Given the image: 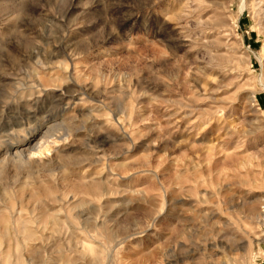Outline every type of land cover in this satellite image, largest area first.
Segmentation results:
<instances>
[{
	"label": "rangeland",
	"instance_id": "obj_1",
	"mask_svg": "<svg viewBox=\"0 0 264 264\" xmlns=\"http://www.w3.org/2000/svg\"><path fill=\"white\" fill-rule=\"evenodd\" d=\"M261 212L264 0H0V264H264Z\"/></svg>",
	"mask_w": 264,
	"mask_h": 264
},
{
	"label": "bare ground",
	"instance_id": "obj_2",
	"mask_svg": "<svg viewBox=\"0 0 264 264\" xmlns=\"http://www.w3.org/2000/svg\"><path fill=\"white\" fill-rule=\"evenodd\" d=\"M49 132V131H48ZM52 137V136H51ZM50 137V138H51ZM47 138H48V136H47ZM46 138V136L44 137V138H41L40 140L41 141H36V143L34 144L33 142L35 141V135L34 136H31V137H29V138H27V139H25L24 140V144L26 145V147H24L23 149H21L20 151H17V150H19V149H16V151L14 152V154L13 155H18V156H23L24 158H25V155H24V153L25 152H29V151H32V150H34L33 151V153H32V155L33 156H35V155H39V154H41L42 152H43V150H49L50 151V149H51V146L52 145H54L55 146V144H56V139H54V140H48ZM59 138V137H58ZM34 144L33 146L31 145V144ZM31 155V156H32ZM42 155V154H41ZM17 156V157H18ZM22 157V158H23ZM19 159H21L20 157H19ZM262 216H263V218H264V212H261L260 213ZM222 236V235H221ZM220 238V237H219ZM204 246V245H203ZM222 245H221V243L218 241V242H216V241H214V242H211V243H209V244H207L206 245V247H204V248H201V251H202V254H204L205 255V258H206V261H205V264H211L209 261H207V259L208 260H213V252H212V249H213V247H221ZM222 251V250H221ZM224 252V251H223ZM218 253V252H217ZM201 254V255H202ZM216 255V254H215ZM215 259V258H214ZM220 260V259H219ZM25 261V260H24ZM214 264H221V263H218V262H216V263H214Z\"/></svg>",
	"mask_w": 264,
	"mask_h": 264
}]
</instances>
